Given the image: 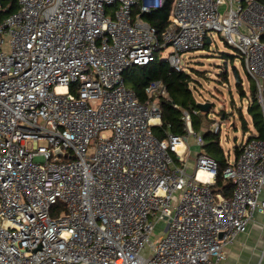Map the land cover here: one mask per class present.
<instances>
[{
  "label": "built area",
  "instance_id": "obj_1",
  "mask_svg": "<svg viewBox=\"0 0 264 264\" xmlns=\"http://www.w3.org/2000/svg\"><path fill=\"white\" fill-rule=\"evenodd\" d=\"M163 2L16 0L0 18V264H219L264 212V139L241 141L222 171L231 195L213 193L215 158L198 152L189 170L191 147L204 143L192 114L181 112L185 134L157 139L165 84L149 83L141 102L124 80L166 47L181 71V53L221 33L264 121V3L173 0L158 35L142 15ZM58 202L66 210L52 217Z\"/></svg>",
  "mask_w": 264,
  "mask_h": 264
},
{
  "label": "rangeland",
  "instance_id": "obj_2",
  "mask_svg": "<svg viewBox=\"0 0 264 264\" xmlns=\"http://www.w3.org/2000/svg\"><path fill=\"white\" fill-rule=\"evenodd\" d=\"M208 37L209 41H206L203 49L181 53L183 69L190 73L194 79L191 87L196 103H208L207 110L201 111L198 108L199 112L196 115L202 123L201 132L205 128L210 129L214 121L220 122L222 126L218 133L219 145L225 158L233 159L235 147L249 136L242 125L243 117L251 124L250 114L247 111L249 105L247 97L251 96L248 88L249 79L238 51L233 46L226 44L223 35L210 31ZM5 39L8 38L5 37ZM4 47L6 50L9 49L7 43L4 44ZM169 51L170 48L166 47L159 53V59L164 60ZM225 54L233 55V58ZM234 68L242 80L245 96H242L236 87ZM209 119L211 121H208ZM188 142L194 144L192 138ZM214 146L215 144L206 141L201 146L193 145L189 155V170L194 169V161L198 152L212 155ZM65 210V204L58 202L51 208L50 215L56 217ZM164 226V221L156 223L154 231L150 235L151 242H154ZM150 251L151 245L146 244L142 253L147 256Z\"/></svg>",
  "mask_w": 264,
  "mask_h": 264
},
{
  "label": "trees",
  "instance_id": "obj_3",
  "mask_svg": "<svg viewBox=\"0 0 264 264\" xmlns=\"http://www.w3.org/2000/svg\"><path fill=\"white\" fill-rule=\"evenodd\" d=\"M172 1L173 0H164L163 5L160 8L142 15L145 20L156 27L158 35L164 31L168 24L167 17L172 6ZM261 1L264 3V0ZM7 6L8 9L5 10V7ZM16 8V0H1L0 18H3L9 13L15 11ZM227 56L233 58V55L228 54ZM234 76L236 79V87L238 88L240 94L245 96L246 92L242 88V80L235 68ZM248 79V88L252 97V102L248 105L247 111L250 114L251 122L256 130V134L249 135V137L254 136L264 139V121L260 107L255 99V84L249 76ZM124 80L126 85L135 91L141 102H144L147 99L145 88L149 83L154 80H160L163 84H165L167 94L158 98L161 110V123L159 125L152 126L153 134L157 139H164L168 133L180 135L186 133L184 123L181 119L182 110H188L192 114V124L194 129L196 131H201L202 123L199 117L196 116L199 111L192 92L193 88L191 87V83L194 79L190 73L184 69L181 71H175L169 66L167 61L156 58L154 61L146 65H133L129 67L124 72ZM208 121L211 120L209 119ZM242 125L246 130L247 125L244 117ZM202 136L204 141L215 144V148L212 150V155L210 156L217 160L218 168L215 183L212 185V192L228 197L232 193L233 185L229 179L224 178L222 175L223 169L228 165V159L225 158L219 145V135L211 130H204L202 131ZM239 150V146L237 145L235 147L236 155L239 153Z\"/></svg>",
  "mask_w": 264,
  "mask_h": 264
},
{
  "label": "crops",
  "instance_id": "obj_4",
  "mask_svg": "<svg viewBox=\"0 0 264 264\" xmlns=\"http://www.w3.org/2000/svg\"><path fill=\"white\" fill-rule=\"evenodd\" d=\"M246 125V130L243 128L244 131H247L248 135H255L256 130L252 122L250 124L246 120ZM205 130L210 129L205 128ZM234 157H236V154ZM259 198L264 200V187L260 192ZM219 264H264L263 211H254L246 231L238 234L232 243L226 245L225 258Z\"/></svg>",
  "mask_w": 264,
  "mask_h": 264
},
{
  "label": "water",
  "instance_id": "obj_5",
  "mask_svg": "<svg viewBox=\"0 0 264 264\" xmlns=\"http://www.w3.org/2000/svg\"><path fill=\"white\" fill-rule=\"evenodd\" d=\"M0 5H1V0H0ZM7 9H8V6L5 7V10H7ZM208 41H209V37H207V42H208ZM197 106H198V108H199L201 111H206V110H207V107H208V103H203V102H201V103H198Z\"/></svg>",
  "mask_w": 264,
  "mask_h": 264
},
{
  "label": "bare ground",
  "instance_id": "obj_6",
  "mask_svg": "<svg viewBox=\"0 0 264 264\" xmlns=\"http://www.w3.org/2000/svg\"><path fill=\"white\" fill-rule=\"evenodd\" d=\"M182 147V143H179L178 148ZM200 174H202L203 172H199Z\"/></svg>",
  "mask_w": 264,
  "mask_h": 264
}]
</instances>
